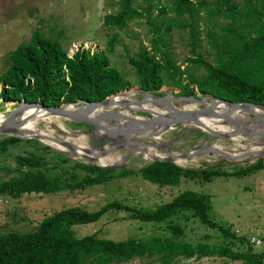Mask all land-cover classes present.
Here are the masks:
<instances>
[{
    "label": "trees",
    "instance_id": "trees-1",
    "mask_svg": "<svg viewBox=\"0 0 264 264\" xmlns=\"http://www.w3.org/2000/svg\"><path fill=\"white\" fill-rule=\"evenodd\" d=\"M151 8L149 3L135 8L131 0H119L117 9L102 19V25L108 28L121 29L134 19H144L148 27L149 45L141 44L127 57L134 71L133 82L125 80L123 72L110 63V55L119 43L117 33H112L103 52L92 57L83 54L69 58L60 34L45 36L36 28L28 42L15 47L10 54V66L0 73V86L6 87L0 99H25L60 106L73 100L97 102L134 85L149 92L161 86L171 87L180 90L179 95L183 97H193L195 88L199 95L210 94L231 102L264 107V0H172L160 6L155 15H151ZM200 10L210 24L203 36H199L197 25ZM215 20L221 22L215 25ZM178 31L188 33L192 53L185 60L191 66L184 69L169 52L170 37ZM202 41L211 60L200 53ZM191 67L203 72L195 75ZM26 77L31 79L30 85L25 82ZM20 141L23 140L5 138L0 142V149L4 151ZM67 160L68 157H63L60 161ZM47 161L38 154H18L13 169L2 168L6 176L14 175L0 180V197L81 191L130 174H139L143 180L162 188L176 187L182 180L203 183L214 177H241L264 171L261 159L230 170L218 166L181 168L157 160L138 169L104 170L74 164V168L83 172L78 178L67 169L50 176ZM210 208L207 194L190 190L152 208H135L117 200H110L94 211L72 206L62 208L45 216L32 230L0 233V264H117L138 257L150 259L143 264H175L178 258L188 260L213 255L241 264H261L257 258L233 246L204 242L194 245L184 240V228L172 222L183 214H190L201 224L218 230L223 238H235V242L244 240L212 220L208 214ZM112 211H122L141 223L167 224L168 234L124 240L101 238L96 233L76 235L74 227L95 224Z\"/></svg>",
    "mask_w": 264,
    "mask_h": 264
},
{
    "label": "rangeland",
    "instance_id": "rangeland-1",
    "mask_svg": "<svg viewBox=\"0 0 264 264\" xmlns=\"http://www.w3.org/2000/svg\"><path fill=\"white\" fill-rule=\"evenodd\" d=\"M170 1L172 0H146V2L144 0H131V5L137 8L145 7L149 3L152 5L151 15H155L160 6L166 5ZM235 1L240 2V0ZM118 2L119 0H0V73L6 71L10 66V54L15 47L20 43L28 42L31 38V32L36 28L45 36L57 37L56 35L60 34L59 38L63 47L67 50L69 58L83 54L92 57L103 52L113 35L112 33H117L119 43L110 55V63L123 72L125 80L133 82L134 71L129 66L127 57L134 54L141 44L148 46L150 34L148 27L144 24V19H134L121 29L108 28L102 25L103 16L114 12L117 9ZM205 18L200 10V18L197 21L198 30L200 31L199 36H203L205 29L210 25L205 21ZM220 22L221 20H215L214 24L218 25ZM170 40L169 52L175 63L180 65L182 69L187 66L190 67L191 65L185 62L187 58L192 57L188 46V33L173 32ZM200 53L206 60H211L204 41H202ZM192 70H194L195 75L203 72L201 69L195 70L194 67H191ZM63 71H66V69L64 68ZM25 82L29 85L32 83L28 77L25 78ZM5 88V86H0V94ZM136 88L139 87L133 85L121 91L134 92ZM155 90L160 91L163 96L170 97L180 96L181 93L180 90L163 86ZM193 90L195 94L191 98L197 99L202 96L195 88ZM131 98L137 100L139 95L135 94ZM21 100L0 99V114L3 116L9 115ZM61 105H67V103ZM187 105L188 103L183 101L174 103L175 108H182ZM150 109L154 112L162 111L160 107H154L153 105H150ZM125 113L142 118L151 116L148 111L125 109ZM59 125H61L62 130L56 131L55 135L51 132L53 130L51 126L50 130L44 125V130L59 140H61L60 131L68 132L72 137H76L74 138L77 140L76 142L90 149H100L103 146L115 143L117 139L115 137L109 139L97 138L90 133L93 130L91 127L57 118L53 124L54 129L58 128ZM5 138L9 137H6V135L0 136V142ZM22 140L15 146L7 147L4 151L0 149V180L5 181L9 176L14 175L6 176L3 170L14 168V160L18 154L33 153L46 158L49 162L47 166L50 168V176H54L61 169H67L80 178L83 172L74 168V164L88 165L84 159H74L72 156L55 150L38 139ZM131 140L143 145L155 141L159 145L167 147L172 155L177 156L178 154H187L194 151L197 146L204 142L218 144L230 154L242 153L253 146L246 141L237 145L229 138L208 135L199 130L181 126L172 127V129L161 133L158 139L146 134L134 136ZM155 151L164 154L161 148ZM114 153H112V157L116 158V156L124 155L127 151L120 148ZM63 157H68L69 160L61 162L60 160ZM259 159L263 160L262 163L264 164V157L246 156L239 159H228L211 151H206L186 159V162L184 161L185 163L180 167L196 169L204 166H218L224 170H230L237 166L242 167L251 164ZM149 162H145L143 157L139 155L128 154L122 164L125 168L138 169ZM185 190L207 194L211 207L208 212L210 218L221 226L228 227L230 231L234 232L235 237L244 238L241 242H235V238H223L218 230L208 228L190 214H183L173 218L172 222L184 228L185 241L194 245L198 242H204L233 246L238 251L247 252L248 255L257 258L261 264H264V173L262 171L241 177H214L211 181L203 183L182 180L176 187L162 188L143 180L139 174H130L112 179L104 185L93 186L81 191L62 190L46 194H22L19 197L1 196L0 233H21L32 230L45 216L70 206L86 211H94L110 200H117L122 204L135 208H152L157 204L170 201L175 195ZM166 226L167 224L161 223H141L128 217V214L122 211H112L99 222L74 227V231L78 237L96 233L101 238L124 240L130 237L166 236L168 234ZM251 239L259 241V246L255 247L251 244L249 241ZM146 262L149 263L150 259L138 257L117 264H143ZM175 264L241 263L240 261H231L213 255L188 260L178 258Z\"/></svg>",
    "mask_w": 264,
    "mask_h": 264
},
{
    "label": "water",
    "instance_id": "water-1",
    "mask_svg": "<svg viewBox=\"0 0 264 264\" xmlns=\"http://www.w3.org/2000/svg\"><path fill=\"white\" fill-rule=\"evenodd\" d=\"M134 95H139L138 100H142V96L146 95L153 99L159 100V103L162 106L163 111L154 112L148 111L151 115L150 117H139L135 115H130L128 113H119L116 114L117 117H110L105 118V120L99 121L88 118L82 114H76L72 111L65 110L59 108V105H46L39 101H26L22 99L9 115H7L2 122H0V136L10 130L13 125L17 122V118L20 114L25 112L27 109L31 107L41 108L46 112L49 116H53L56 118H61L69 121H73V123H80L85 124L91 127L93 130L90 132L93 136H102L101 139H106L109 137L114 136L117 138L115 142L119 143L124 140V138L128 137V135L133 134L134 132H138L140 134L146 133H153L157 132L158 134L164 133L172 127L181 126L185 127L188 124H192L194 120L199 118H210L220 120L222 125H227L231 129L228 131H213L209 132L210 135H214L217 137L222 138H229L232 135H243V136H250V138L255 139L256 144H252L261 148L257 152H255V156L257 158L264 157V107L253 105L247 102H231L227 101L210 94H203L199 98H191V97H183V96H171L174 99L179 101L186 102L188 104L195 103L196 107L193 109H181L175 108L170 106L165 108L162 104H166V97L161 94L160 91L154 90L153 92L146 91L144 89L136 88ZM126 91V90H124ZM121 92V91H118ZM116 92V93H118ZM115 94V93H113ZM113 94L106 96L103 100L97 102H88L84 100H76L71 101L74 103H87L90 106H103L105 104L110 103L109 97ZM207 97L208 99L212 100V102L203 104L204 98ZM136 102V101H133ZM218 103L228 108V111L239 110L247 116L246 119L239 120V118L231 117L227 113H219L212 109V105ZM169 106V105H168ZM253 120V122L251 121ZM209 135V134H208ZM13 138H20V139H37L35 136H8ZM40 141V140H39ZM61 145L66 144L64 140H59ZM108 146V145H106ZM106 146L101 147L99 150H104ZM67 148L71 149L72 146L66 145ZM202 148H195L194 151L178 155V158H191L194 157L196 154L206 152ZM126 155L131 154V152L125 153ZM125 155V156H126ZM246 156L249 155L248 153L245 154ZM245 156V157H246ZM84 158V157H83ZM161 161V162H168L175 164L176 166L180 167L175 163L176 159L169 158V157H156L153 158L151 161ZM150 161V162H151ZM89 166H95L104 170L107 169H117L119 167H125L124 164H109L107 166H99L96 164L88 163ZM182 168V167H181Z\"/></svg>",
    "mask_w": 264,
    "mask_h": 264
},
{
    "label": "bare ground",
    "instance_id": "bare-ground-1",
    "mask_svg": "<svg viewBox=\"0 0 264 264\" xmlns=\"http://www.w3.org/2000/svg\"><path fill=\"white\" fill-rule=\"evenodd\" d=\"M134 92H120L116 95L110 96V103L105 104L103 106H90L87 105V103H70L67 105H61L59 108L72 111L76 114H82L88 118L94 119V120H105V118L110 117H117L116 114L119 113H125L126 110H138V111H152L150 109V105H153L154 107H160L162 109L161 104L159 103V100L153 99L151 97H148L146 95L142 96V100H135L132 99L131 96H133ZM170 96L166 97V104H162L165 108H168L170 106L174 107V103L179 101L177 99H174ZM140 98V97H139ZM136 101V102H133ZM212 100L208 99L207 97L204 98L203 103H210ZM179 103V102H178ZM195 103H190L185 107H182L181 109H193V107H196L194 105ZM169 105V106H168ZM182 105V104H181ZM180 105V106H181ZM212 109L219 113H227L231 117L239 118V120L246 119L247 116L239 110H233L228 111V108L220 105L218 103H215L212 105ZM163 111V109H162ZM6 116H3L0 114V122L5 118ZM56 117L49 116L44 110L41 108H35L31 107L27 109L25 112L20 114L17 118V122L13 125V127L8 130L6 133L2 134V136L8 137V136H35L38 140L41 142L51 146L55 150L61 151L63 153H66L70 156H72L74 159H84L87 163L96 164L99 166H107L109 164H119L124 163L126 160V154L116 156V158L112 157V153H114L117 149L123 148L126 149L127 152H131V154H136L141 157H143L144 161H151L153 158L156 157H169L176 159L175 163L179 166H182L186 162V158H178L177 155H172L168 151L167 147L159 145L157 142H151L148 145L140 144L137 141L131 140L134 136H141L149 134L154 139H158L160 137V134L157 132L153 133H146V134H140L138 132H134L133 134L128 135V137L124 138L122 142H115L113 144H110L105 147L104 150L99 149H90L86 148L85 146L79 144L76 142L71 134L68 132H62L60 131L61 140H64L66 144L61 145L59 143V139L51 136L49 133H47L44 130V125L47 126L50 130V126L53 128L51 132L53 135L57 133L59 130H62L61 125H59L58 128L53 127L54 121L56 120ZM253 122V120H251ZM184 128H190V129H196L199 130L202 133L209 134V132L213 131H228V129H231L227 125H222L220 120L216 119H210V118H199L194 120L192 124L186 125ZM57 131V132H56ZM97 138H102V136L98 135L95 136ZM114 138V136L109 137ZM78 139V138H77ZM161 139V138H160ZM87 140V139H86ZM162 140V139H161ZM230 140L235 142V144L239 145L241 143L250 142V145L256 144V140L253 138H250V136H243V135H232L230 136ZM201 144V143H200ZM66 145L72 146L71 149L67 148ZM87 146V145H86ZM161 148L163 151V155L159 152L155 151L156 149ZM198 148H202L207 151H211L214 154L218 156H222L228 159H239L241 157H245V154H249L247 156L257 158L258 156H255V152L260 150L261 148L257 146H250L249 149L244 150L242 153H233L230 154L226 150L223 149V147L218 146V144L215 143H202L198 146ZM117 153V152H116ZM115 154V153H114ZM179 155V154H178ZM84 157V158H83ZM185 161V162H184ZM237 161V160H236Z\"/></svg>",
    "mask_w": 264,
    "mask_h": 264
},
{
    "label": "built area",
    "instance_id": "built-area-1",
    "mask_svg": "<svg viewBox=\"0 0 264 264\" xmlns=\"http://www.w3.org/2000/svg\"><path fill=\"white\" fill-rule=\"evenodd\" d=\"M251 244H253L255 247H258L259 246V241L257 240H254V239H251L249 240Z\"/></svg>",
    "mask_w": 264,
    "mask_h": 264
},
{
    "label": "crops",
    "instance_id": "crops-1",
    "mask_svg": "<svg viewBox=\"0 0 264 264\" xmlns=\"http://www.w3.org/2000/svg\"><path fill=\"white\" fill-rule=\"evenodd\" d=\"M264 173V171H262Z\"/></svg>",
    "mask_w": 264,
    "mask_h": 264
}]
</instances>
